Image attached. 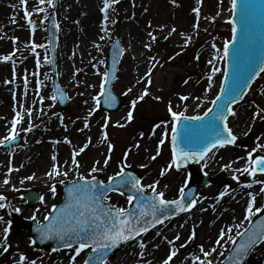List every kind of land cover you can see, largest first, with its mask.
<instances>
[{
	"label": "rangeland",
	"instance_id": "obj_1",
	"mask_svg": "<svg viewBox=\"0 0 264 264\" xmlns=\"http://www.w3.org/2000/svg\"><path fill=\"white\" fill-rule=\"evenodd\" d=\"M72 1L76 2V0ZM57 2L58 0H53L54 7L47 3L40 4L38 8H43L45 11L36 12L34 15V17H38L37 20H35V32L27 30V43L30 48L29 54L31 55L32 63L31 73H34L31 83L34 85L36 78L41 80L42 86L39 91L47 90V93L49 94V110H45V116L35 117L34 115H31L29 119L22 120L21 125L16 128V131L18 130L17 137H21L22 140L18 146L4 150L2 145H0L1 152L13 150L10 153V159L8 158V165L0 169V180H2V184H0V194L6 197V201H0V203L10 205L9 207L0 209V217L3 218L0 220V238H3V229L9 227L7 220L12 222V226L9 227L11 233L7 242L9 249L7 252H4L3 248L0 249V264H17L21 252L28 258L26 264H30L31 261H35L36 264H81L83 259H85V255L82 254V252L79 256H76V253L74 252L75 248L53 251L50 248H42L37 244L31 243L32 240L27 232L29 229L27 220H31L30 217L35 215L36 218H38L37 220L41 221L45 215H49L50 211L53 209V205L58 204L61 200L60 189L64 183L69 182L70 180L79 179V175H83L89 179L92 176H95L96 178H100L104 182H107L108 177L114 176L115 173L120 170L121 166L125 164L127 165L125 170H133L136 172L143 185H150L153 184V182L158 181L157 191H163L165 193V198H171L172 200L177 199L180 196V189L182 187L185 189L189 178L202 180L205 175L210 178L211 184L209 187L201 191L193 214L184 220L176 219V221L187 220V222L185 225L186 228L183 227L182 234L179 235L180 239L176 242V246H174V248L171 247L170 249V251L172 249H178V251L169 264H181L189 258L193 259V256H195L194 254H196V256H201V259H204L199 246L203 245L205 250H209L214 246V242L220 230L217 229V234L209 235V225L213 222V219L214 222L216 219L218 221L223 215L222 207H219L217 202L220 200L219 193L224 191L225 187L229 189V192H232L243 188L245 185L252 184L253 188L258 189L256 193L259 194L258 198L256 196V206L264 205V193L260 192V188L264 187V185L254 182L264 181V177L249 176L242 171L233 174L230 167H224L225 165H233L239 161L247 162L248 153L254 148L257 149V151L253 153V158H255L256 155L264 156V147H260L261 145H264V118L254 115L258 109H264V75L256 83L245 101L236 108V115L230 120L232 130L237 135L235 145L215 151L214 154L207 157L202 164L196 168L195 171L198 174L197 176L193 174V170H177L175 167L162 176L160 175L161 170L171 162L168 137L174 121L168 111L169 102H171L173 106V111H184L187 115L201 114L209 106L211 99L218 91L221 75L218 77L217 72L213 73V71L209 73L212 76L211 89L209 90L208 87L204 93L198 95V93H195L194 87L193 89L190 88V86L195 85L199 81L197 79L198 74L195 72L196 69L194 68V62L197 60L203 46L207 44L209 47L215 45L216 48L219 46L220 49L219 42L228 40L231 35L229 22L216 24L213 32L209 30L206 32L207 34H204L203 36H197V33L194 32V34L190 36L191 39L187 40V43L185 41L178 45L177 43H174L172 33L169 35L170 30L173 27H177L176 23L172 20V11H170L171 13L167 14L166 17H164L163 14L153 17V19L150 20L151 25H149L147 29L146 37L149 44H151V53L161 56V60L157 62L151 70V83H147L148 77L144 75L143 80L139 83L137 82L138 87L131 91L126 90L125 88L128 86L127 83L130 82V80L139 81L141 78L139 75L135 76L134 74V65L132 64L133 58L131 56L129 58H123L119 69L118 80L114 85V91L124 98L125 102L122 105L121 112L119 110L114 113H107L97 107V102L94 97L99 96L101 93L100 86L103 81L102 74L107 72L108 69V53L111 43L116 37H120L123 41V35L128 36L127 26L134 17L133 10L135 8V3L150 2V4H164L169 7L172 4V0H128L124 4L118 0L117 3L112 4L108 9V20L110 21V25L105 35V39L94 44L99 45L100 50L93 46L94 50L89 53L91 57L89 55H83L84 59L80 53H77L76 55L75 51L77 49L76 44L79 43V22L76 23L77 18L75 14L72 16L71 12L68 10L64 14L58 13ZM207 2H209V0H202V5H205ZM216 2H218V0H216ZM28 4L27 1V6ZM197 5L198 3L189 5V13L191 12V9ZM52 12H55L58 18L60 28L59 40L63 39V35L67 31L69 34L67 39L71 44L68 57L71 82L69 85H61L70 95L71 100V104L65 110L55 104L53 99L50 101V98L53 96V76L50 64L44 61L46 55L45 50L48 48L47 42L49 39L46 32L47 20H45L44 17H48ZM10 16L12 19H15V15L11 14ZM149 32H152L155 35V41H152L149 38ZM40 34H44L43 45L45 47L37 48L36 52L33 53L31 50L32 42L34 41L36 43L37 37ZM210 35H212L211 40H209ZM164 37L168 38L165 39ZM125 42L126 45L124 49L127 53L130 49V44L127 41ZM1 52H5V49L0 48V53ZM7 52H10V54L15 52L12 61L16 60V63H20L25 57H29L27 53H25L26 55H22V52L16 46L9 47ZM87 52H89V50ZM37 53L39 54V59L41 61L39 68H37V65L35 64ZM47 57L49 58L48 55ZM101 61H103V63H101ZM83 62H86L87 65ZM219 67H221V71H223L222 62ZM57 68V71L59 72L58 62ZM213 68H217V65ZM203 72L206 73L207 69L203 70ZM13 73H15V75ZM88 73L93 75V80L96 78L95 83L89 82L88 78L90 79V76ZM144 73L145 71L143 74ZM7 75L8 78L12 80L11 84L18 85L21 83V78L15 79V76H17V70L12 71V69H9ZM208 76V74L205 75V77ZM162 77L164 78V81H161L163 79ZM58 79L60 80V77ZM185 81H187V83H185ZM6 85L10 86V82ZM86 89L90 94H93V98L88 104L83 103V101H86V97L84 96V92H87ZM145 89H147L148 94L145 95L143 99H138V97L144 93ZM193 94L198 95L194 101V103L197 102V105L193 108H190L187 105L185 107V101H182L180 96L189 97ZM11 97L14 98L13 95H11ZM155 97H160V99L157 100ZM133 100H137L135 111H132ZM129 111L133 114L131 120L127 119ZM50 115H55L59 119V135H56L49 140L53 141V139H57L58 141L56 142H59L62 138L65 139L62 143L59 142V145L62 144V146H66L69 151L72 150V153L74 151L78 153L74 159L78 161L79 167H76L72 158L69 166L63 164L62 168H60L61 173L64 171L68 172L67 176L58 175L49 177L47 175L46 178H49H47L46 183L35 184L34 180L31 179L27 184L17 185L14 182V178L19 177V174H21V177L34 176L35 178V175L39 171L48 173L50 172L48 169L52 170V165L48 169L38 165L36 171L29 169L23 174V172L20 171L21 167L19 166L23 163V154L28 152L27 149L30 146L39 141L38 132L35 131L46 123V119ZM12 117L11 118L14 119L16 118V115L14 114ZM79 119H81V123L80 125H77ZM85 122H87V127H85ZM29 123L32 125L31 130L35 129V131H33L30 138L26 139L27 131H25V129L29 127ZM157 125H159V127H157ZM73 130L74 132L79 131L78 135H81V131L87 134L83 138L81 143L83 146H79L80 148L76 145L77 139L71 137ZM105 132L107 133V139H104L103 136ZM141 133H143V135H141ZM96 134L99 137L98 139L101 144L100 149H103L100 157H97L98 152L93 151L92 149ZM164 136H166L167 139L162 146H159L160 154L156 156L155 159H152L157 152L159 140ZM46 139H48V136H46ZM45 143L51 145L48 140H45ZM85 144H87L86 148L84 147ZM109 144L112 145L111 151H109ZM136 145H138V147ZM149 145L151 150H147ZM81 148H84V150L80 151ZM125 153H128V155L125 156ZM71 157H73V154ZM106 158H108L107 166L104 165V160ZM51 161L59 166V161L56 160L54 162L53 159ZM96 161H99L100 163L96 164ZM94 165L97 167L98 171L91 172ZM234 176H239V180L233 179ZM5 178L9 180V183H4ZM61 181H63V183H61ZM53 185H55L56 188L55 193L51 191ZM175 186L177 187L179 196L176 194V189L174 192L172 191V187ZM28 190H36L40 192L43 197V199L33 207L29 206L25 200H22L23 194ZM145 190L150 192L151 189L145 188ZM256 193L254 194L256 195ZM120 196V194L111 195L107 201L112 205L115 204L117 207H123L122 203L118 200ZM13 197H15L14 201ZM126 199L127 198H124L122 200L125 201ZM16 208H19L20 211L16 212L14 210ZM25 209H32V211H25ZM243 217L244 215L239 216L238 222H235V224L243 223V226L246 227L248 222L244 221ZM193 229L196 232V237L189 242L188 238ZM161 237L162 238L160 239L163 242L168 243L169 240L166 236L163 235ZM165 237L167 238L166 240H164ZM140 240L142 241V239ZM182 244L185 246L181 247ZM227 247L231 249L232 245L228 244ZM221 251H224L225 255L229 253L228 251H225L224 248H218L217 252L212 253L208 259H212L214 264H220V261L224 258L218 254ZM143 252L144 249L138 253V264H146ZM123 255L124 252L122 251L115 259H113V262L107 264H121L119 262L123 258ZM73 256H76L75 261H72L71 259ZM135 256V253H133V256H128V260ZM166 256L167 252H164L159 258V263L162 262ZM251 257V260L249 259V261L255 262V259ZM151 262L152 261L150 260L149 263ZM129 264H131V262ZM257 264L260 263L257 262Z\"/></svg>",
	"mask_w": 264,
	"mask_h": 264
},
{
	"label": "bare ground",
	"instance_id": "obj_2",
	"mask_svg": "<svg viewBox=\"0 0 264 264\" xmlns=\"http://www.w3.org/2000/svg\"><path fill=\"white\" fill-rule=\"evenodd\" d=\"M27 1L29 3L27 8L29 11L33 13L31 19L35 22V20H37L38 18L37 16L34 17V15L36 14L35 9L40 6L39 0H27ZM218 2H216V0H209V2H207L205 5H202V0H200V2H198V0H176L175 4L173 3L171 4L172 7L171 6L167 7L164 4L162 5H157L153 3L150 4V2L135 3V8L133 10L134 17L127 26L128 36L123 35L122 47L123 48L125 47L126 45L125 41L129 42L130 49L127 51V53L124 56L126 58H129L131 56L133 58L132 59V64L134 65L133 71L135 76L139 75V77L141 78L139 82H141L144 78L143 76L146 75V73H148L149 70H152L154 68V65L161 60V56L152 54L151 48L149 49L144 46L145 44H149L146 34L149 25H151L150 20H152L153 17L158 16L159 14H163L164 17H166V15L171 13L170 11H172V20L177 25V27L175 28L176 31L172 32V39L175 44L177 43L178 45H180L182 44V42L186 41L187 37L193 35L194 32L197 33V36H203L204 34H207L206 32H208L209 30L213 32L216 24L219 23L224 24L229 21L232 15L231 0H218ZM196 3H198V5L194 6L191 9V12L189 13L190 11V9H188L189 5H194ZM56 4L58 6L57 9L58 13L64 14L68 10L71 12L72 16L73 14H75L77 18L76 23L79 22L80 32L78 31L79 43L76 44L77 47V49L75 50L76 55L77 53H80L82 57L83 55L85 56L89 55V53L94 50L93 48L94 44H96V42L101 41L100 37L101 36L105 37L107 33L105 31H102V29L106 27V29L108 30L110 25L109 20L107 22L104 21V13L101 11V9L104 7V0H76V2L72 0H58ZM194 8L199 9V14L193 11ZM24 10H25L24 5H21L20 0H0V48L5 49V52L0 53V57L4 55H9L10 52H7V50L9 47L12 46H16L17 48H19V50L22 52V55H26L25 53H27L29 56V57H25L23 61H21L20 63H16V60L15 61L10 60L7 62L0 60V98H1L0 139H3V137L9 135L12 129V121H13L12 116L14 114L16 115L17 112H20L23 115V119H29V116L25 112L26 109H31V115H34L35 117L45 116L46 113L45 110L46 111L49 110L48 109L49 94L47 93V90L46 89L43 90L41 94L36 89V87H34L31 83L32 63L29 54L30 48L27 43V30H29L28 28H30L31 25L28 23L27 19L25 18ZM217 13H219V15H217ZM11 14L15 15V19L11 18L10 16ZM213 17H215V19H212ZM209 24H211L212 26ZM194 25H198V27H194ZM68 35L69 34L66 31L63 35V39L59 40V43L57 42L58 46L56 50V58H57L56 61L58 62L59 65V72H57L54 75L53 79L55 82L58 80L61 85H69V83L71 82L70 69H69L70 63L68 58L69 47L71 44L70 41L67 39ZM211 36L212 35H210L209 40L212 39ZM13 37L17 38L15 40V43L13 42ZM223 42L224 41L219 42L221 50L218 49L217 51H214L213 50L214 47L211 45H210L211 47H209L208 44L203 46L197 60L194 62L195 63L194 68L196 69L195 72H197L198 74L197 79L199 81L195 85L190 86V88L193 89L194 87L195 93H198V95H201L208 89L209 76L205 77V75L207 74L211 75L209 73L212 72V69L215 65H217V68L220 69V71L217 72V76L218 77L220 75L222 76L223 71H221L222 68L219 67V65L223 60V44H224ZM43 43H44V35L40 34L37 37L36 44H43ZM88 50L89 52H87ZM89 56L91 57V55ZM152 57H155V60H152L151 59ZM83 63L86 64V62ZM9 69H12V71L17 70L16 77L21 78L20 84L18 85L11 84L12 80H10L7 75V71ZM206 69L207 72L204 73L203 70ZM144 71L145 73L143 74ZM88 75L90 76V79L88 78L89 82L95 83L96 78H94L93 80V75L90 73H88ZM59 77L60 80L58 79ZM25 79H27V86L25 85ZM161 81H164V78ZM258 81L255 82L254 86ZM9 82H10V86L6 85ZM137 82L138 81L130 80V82L127 83L128 86L125 89L126 90L135 89L136 87H138ZM254 86L252 87V90ZM110 90L112 97L114 96L118 97V95L114 91V86H112L111 89L108 86L106 94ZM11 95H13L14 98L11 97ZM198 95L193 94L192 96H189V99L185 101V107L187 105L188 107L193 108L195 105H197V102L194 103V101L196 100V97ZM84 96L86 97V101H83L84 104H88V102H90V100L93 98V94H90L88 91L84 92ZM41 97H43L42 102H41ZM100 99L101 98H99V100ZM121 106L116 108V111L120 110L121 112V108H122ZM80 123H81V119H79L77 125H80ZM20 125L21 123L18 124L17 126ZM230 128H232L231 125ZM33 131H35V129L27 131L26 139L32 136ZM35 132H38L39 141L38 143L30 146L27 149L28 152H26L22 156L23 163L22 165H19L21 167V170L20 169L19 170L23 172V174H25L29 169L36 171L38 165H41L44 168L48 169L51 165H53V162L51 161L53 155H55V157L57 158L56 160L59 161V168H62L63 164H66V166L70 165V162L72 160L71 156L73 154L72 150L69 151V149L66 146H62V144L59 145V142L62 143L63 141H65V139L62 138L61 141L59 142H56L58 141L57 139L56 140L53 139V141L49 140L50 138L59 135V119L55 115H50L46 119V123H44L43 126H41ZM78 132L79 131L74 132L73 130L72 132L73 134H71V137L77 139L76 145H78V148H80L83 146L81 143L83 138L87 134L81 131L82 132L81 135H78ZM233 134L237 137L235 132H233ZM46 136H48V139H46ZM98 138L99 137L96 134L94 138L95 142L93 144L92 149L93 151H97L98 152L97 157H100L103 149H100L101 144ZM45 140H48V142L51 143V145L46 144L47 141L45 143ZM147 150H151L150 145L148 146ZM217 150L219 149H215V151ZM12 151L11 150L2 151V152L0 151V169L8 165V158L10 159L9 156ZM201 161L202 160L191 161L189 162L190 164L187 166L191 168V170H193V174L195 176L198 175L195 170L197 167L200 166ZM245 164L246 162L239 161L231 165L230 170L233 174L239 173L236 170L237 169L242 170L243 167H245ZM48 171H51V169H48ZM46 176H47L46 172L44 173L42 171H39L35 175V178H33V180L35 184L46 183L47 178L50 177L49 176L46 178ZM19 177L14 178V182L17 185L27 184L29 181H31V179H25L24 176L21 177V174H19ZM0 184H2V180H0ZM175 189L177 192V187L176 186L172 187L173 192L175 191ZM257 191L258 189L253 187L249 188L247 187V185H245L243 188H240L232 192H228V194L225 195L223 198H219L220 200L217 202V205H219V207L220 206L222 207L223 215L218 221L216 219L214 222L213 219V222H211V224L209 225V235L217 234V231L220 230L221 228H227L228 226L234 225L235 222H238L239 216L245 215L246 204L247 201L249 200V197L246 194L249 192L254 194ZM176 194L177 196H179V192H177ZM256 196L258 198L259 194L256 193ZM14 198L15 197H13V201ZM124 198H127V196L121 195L118 200L122 203L123 208H128L129 206L128 205L129 203L127 202L128 199L123 201L122 199ZM169 200L172 199L170 198ZM28 210L32 211V209H25V211ZM181 215L185 217L184 213H181L180 216ZM186 222L187 220L185 221L174 220L165 225L161 224V226H159L153 231H150L148 234L145 233L146 236L144 237L140 236L142 239L141 242L140 241L133 242L123 250L124 255L119 263L129 264L131 262V264H138L139 263L138 253L142 250V248L140 249V244L143 243L144 247L147 250V251L145 250V253L143 254L145 263L161 264V262L159 263L160 256H162L164 252H167L168 255L170 253L169 250L171 249V247L174 248V246H176L177 244L176 242L178 240H176L175 237L177 235L182 234V229L183 227H185ZM163 235L166 236L169 241H173V244L163 242L160 239L162 238L161 236ZM2 240L3 239L0 238V242H2ZM1 248L2 247H0V249ZM133 253H135L136 256L128 260V256H133ZM251 254L252 257L255 259V262H250L249 261L250 258H249L247 262H245V264H257V262H259L260 264L264 263V245H262L257 249L252 250ZM194 255L196 256V254ZM191 259L189 258L188 260L183 261L181 264H196L195 260L194 259L191 260ZM150 260L152 261L151 263H149ZM109 261L113 262V260L111 261V259H109Z\"/></svg>",
	"mask_w": 264,
	"mask_h": 264
},
{
	"label": "snow or ice",
	"instance_id": "obj_3",
	"mask_svg": "<svg viewBox=\"0 0 264 264\" xmlns=\"http://www.w3.org/2000/svg\"><path fill=\"white\" fill-rule=\"evenodd\" d=\"M118 0H104V7L101 9V11L104 13V21L107 22L108 17V9L111 7L112 4L117 3ZM200 2V0H198ZM21 5H24V15L27 19L28 23L32 26V31L35 32L36 24L31 19L33 13L31 11H28L27 9V0H20ZM40 4L47 3L49 5L53 4V0H39ZM172 3L175 4L176 0H172ZM231 8L233 13L235 14L237 8H238V0H231ZM36 12H43L45 9L43 8H36ZM194 12L199 14V9L194 8ZM219 15V13H217ZM45 20L48 19L47 16L44 17ZM212 19H215L213 17ZM15 22V21H13ZM229 23L232 24V40L231 41H225L223 45V55L224 57L229 56L230 51V45H232L237 36L238 27L236 24L235 19L230 18ZM248 22H249V15H248V8L245 6V8L241 11V24L243 25L245 31L247 32L248 29ZM56 27L58 28L59 25L57 24ZM163 27V26H162ZM194 27H198V25H194ZM102 31L107 32L106 27L102 29ZM176 29L173 27L170 30L169 35H171L172 32H175ZM149 38L152 41L156 40L155 35L152 32L148 33ZM167 39L168 37H164ZM17 38L13 37V42L15 43V40ZM101 40L105 39L104 36L100 37ZM191 37H187V40H190ZM97 47L98 50H100L99 45H94ZM146 48H151V44H145ZM45 46L43 44H36L34 41L32 42L31 50L33 53L36 52L37 48H44ZM215 47V45H213ZM123 51V50H121ZM15 52L4 55L0 57V60H3L5 62L12 60ZM152 60H155V57L151 58ZM44 61L48 63H53L54 61H50L49 58L45 55ZM103 63V61H101ZM211 63V62H210ZM41 61L39 59V54L37 53V59H36V65L37 68L40 67ZM155 66V65H154ZM213 73L220 71L218 68L212 69ZM261 72H264V65L260 68ZM237 73H239V70L237 69ZM15 75V73H13ZM103 75V81L101 83V94H104V88L105 84L109 83V73L105 72ZM256 75H259V73H256ZM146 76L148 77L147 83H151V70H149L148 73H146ZM209 90L211 89V80L212 76L209 75ZM228 80V73H224V81L225 83ZM7 82V81H6ZM37 83H40L39 81ZM139 83V81H138ZM187 83V81H185ZM245 83H247L245 81ZM25 85L27 86V79H25ZM239 89V80L237 79L235 81V86L232 88V92L235 93V95L231 96L229 98V101H225L227 105V112L235 115V111L232 107L233 104L237 103V97L242 98V89ZM128 91H131V89H128ZM225 93V84H221L220 93L211 101L212 104L216 105L218 102H220L223 99ZM147 89L144 90V93L138 97V99H143L145 95H147ZM109 96H111V93H108ZM51 99L55 100L56 96H52ZM94 99L97 102V107L99 106V96L94 97ZM115 99L114 97L112 98ZM155 99L159 100L160 97H155ZM180 99L182 101H186L189 99L188 96H180ZM198 99V98H197ZM43 101V97H41V102ZM137 103V100L132 101L133 108L135 107ZM168 111L171 114V117L175 124L181 123V121H207L206 127L210 129L214 133V136L208 140V142H205L204 140H201L200 143L202 145L201 150L199 152H192V151H186L185 149H177L176 144L178 142V128L176 126H173L171 128V132L173 133L171 140H172V159L171 162L161 170L160 175H164L167 171L171 170L173 167H175L177 170L180 169L181 163L186 162L189 158L199 156L201 159L204 158L205 154L210 151L212 148L224 147L229 144H234L237 140V137L233 134L232 129L228 126L227 119L228 117L224 115L222 112H217L216 115L212 116L211 119H209L210 115L213 113V109L209 108L207 111L203 113V115H194V116H187L184 111L176 112L173 111V106L171 102H169ZM25 112L29 117H31V109H26ZM255 116H259L261 118H264V109H258L256 113H254ZM133 118V114L131 111H129L127 119L131 120ZM23 120V115L20 112L16 113V118L12 121V129L9 133V135L3 137V139H0V145H5L6 143H9L11 141H14L18 135L16 128L17 125L21 123ZM218 121H223V127L220 128ZM118 123V122H117ZM204 126V125H202ZM85 127H87V122H85ZM106 127V125H105ZM159 127V125H157ZM32 128L31 123H29V127L25 129V131H30ZM226 133V135H225ZM143 135V133H141ZM166 135V133H165ZM104 139H107V133L105 132L103 134ZM70 142V141H69ZM184 142L189 147L193 146L196 141H194L190 137H185ZM90 143V138H89ZM165 143V139L161 138L158 142V148L156 154L152 157V159H155L156 156L160 154L159 151V145H163ZM138 147V145H136ZM84 147H87V144L84 145ZM109 151L112 149V145L109 144ZM260 147H264V145H261ZM84 148H81L80 151H83ZM257 149H252L248 153V160L245 164V167L241 169H237V172H243L247 173L249 176H256L257 172L264 173V156L256 155L255 158H253V153L256 152ZM78 155L77 152H73V163L76 165V167H79L78 161L74 159V157ZM128 153H125V156H127ZM53 161L55 162L56 157L53 155L52 157ZM96 164H99V161L95 162ZM108 164V158L104 160V165L107 166ZM127 165H122L120 170L115 173L114 176H109L108 181L109 184H105L103 181L97 182V178L95 176H92L91 179L88 177H85L83 175H79V180L77 184L73 186V189L78 192L80 195L78 197H75V203L73 205L69 206V210L66 209L64 212H62L59 215H56L54 217H51L50 215H45L43 217V221H46L47 223L39 222L37 225V231L40 233L42 238L50 239L53 237H58L60 240L64 241V247L66 248H72L73 245L70 243V240L74 237L77 242L78 246L75 247L74 252L76 253V256H79L81 252H83L85 249H91L92 251L96 252L98 250H104L108 249L113 246H119L122 242H127L130 239H133L135 236H138L140 233H146L149 230V227H154L156 224H161L165 219L168 218V216L163 215V212L167 209H169V206H175V209L177 212H183L186 211L192 207L195 206L197 201L195 199H192L190 202L185 203V196H184V188L182 187L180 189V196L178 199L169 200L165 198V193L163 191H157V184L158 181L153 182V184L150 185H143L141 183V180L137 178L136 176L132 175L131 173L127 172L125 168ZM225 168L231 167V165H225ZM98 171L97 167L95 165L92 167L91 172ZM48 176H58V175H64L67 176L68 172L64 171L61 173L59 166L56 163H53L52 170L48 173H46ZM34 176L25 177V179H33ZM119 178V179H117ZM239 176H234L233 179L239 180ZM82 182V183H80ZM255 183H260L264 185V181H254ZM4 183H9V180L5 178ZM63 183V181H61ZM113 185H119L121 187L130 185L134 192L136 193H143L145 188L151 189L153 195L149 198L148 206L142 207L141 205H137L138 208H140L139 216H136L134 213H130L128 209L123 207H115L112 205H107L104 203V201L108 200L110 197L107 195L108 191L117 190L113 187ZM247 187L251 188L252 184H248ZM51 191L55 193L56 188L55 185L52 186ZM72 190H70L71 192ZM229 192V189L225 187L224 191H221L219 193V198H223L225 195H227ZM260 192L264 193V187L260 188ZM249 197V200L247 201L246 208H245V215L243 217L244 221H247L249 224L253 223V218L257 216L258 214L264 213V205L262 206H256V195L249 192L246 194ZM137 197L134 195L128 196V202L131 204ZM43 199V197H41ZM0 201H6V197L0 194ZM10 205H7L6 203H0V209L9 207ZM55 205H53V209H55ZM16 212H19L20 209L16 208L14 209ZM158 212L161 213V215H158ZM151 217V219H147V217ZM144 218L143 222H141V218ZM3 218L0 217V220ZM32 220H36V216L33 215L30 217ZM8 225L11 224V221L7 222ZM258 227L255 230L250 231L249 229L245 228L243 226V223H236L234 225L228 226L227 228H221L219 231V234L214 242V246L209 249L205 250L203 245L199 246L200 252L203 254L204 259H201V256H194L193 259L198 262V264H214L212 259H208L212 255V253H216L218 248H224L225 251L230 252L231 254L229 256H225V252L221 251L219 252V256L224 257V260L220 261V264H225V261H227V264H244V260L247 257L249 251L253 248L254 245H256L258 242H264V219H261L257 222ZM243 229V230H241ZM10 228L5 227L3 229V240L0 242V247L3 248L4 252L8 251V234H9ZM196 232L193 229L189 236V241L195 239ZM237 238H241L240 242H237ZM165 239H167L165 237ZM176 240H179L180 237L177 235L175 237ZM223 242V243H222ZM31 243L35 244L36 241L32 240ZM169 244H173V241H168ZM231 244L233 248H228L227 245ZM185 245H181V247H184ZM140 247L143 248L144 244L141 243ZM178 249H173L170 251V253L166 256V258L161 262V264H169V262L173 259V257L177 254ZM142 255V253H141ZM76 256H73L71 259L72 261H75ZM97 260L100 262V264H103V261L100 260V257L97 256ZM28 261L27 256L24 253L19 254V261L17 264H26ZM30 264H36L35 261H31ZM83 264H91V257L88 259H85L83 261Z\"/></svg>",
	"mask_w": 264,
	"mask_h": 264
},
{
	"label": "water",
	"instance_id": "obj_4",
	"mask_svg": "<svg viewBox=\"0 0 264 264\" xmlns=\"http://www.w3.org/2000/svg\"><path fill=\"white\" fill-rule=\"evenodd\" d=\"M248 26H249V24H248ZM240 35H241V37H240ZM243 35L244 36H248L249 37V30L247 29V32L245 31V29H244V27L241 29V31L239 32V36L238 37H240L241 39H243ZM248 37H245V43H247L248 42ZM239 47V43H236L232 48H234V50L236 49L237 50V48ZM264 48V44H262V49ZM258 64H260V60L258 61ZM259 65H255V68L253 69V70H255V69H257V67H258ZM253 72L254 71H251L249 74H248V76H247V78H250L251 76H252V74H253ZM231 75H232V71H231ZM244 85H245V83H242V86H241V89L243 90V88H244ZM230 88V85H228V87H226V89H229ZM217 109V108H216ZM223 114H224V111H223ZM187 115V114H186ZM212 116H213V113L210 115V117H209V119H211L212 118ZM202 122H207V121H202ZM189 122H187V124H188ZM194 123V122H193ZM218 123H219V126H220V128H222L223 126H222V124L220 123V121H218ZM184 123H181L180 124V126L178 127V132H182V129H181V126L183 125ZM225 135H226V133H225ZM208 184V182L207 181H204L203 183H193V185H191V187L189 188L190 190L188 191V193H186V195H185V200H186V203L187 202H190L192 199H194V197H196L197 196V194L199 193V191H200V189L203 187V186H206ZM117 186H119V185H113V187H117ZM126 192H128V193H130V194H133L134 196H137V195H139L140 193H136V192H134L133 191V189L131 188V186L130 185H128V186H124V188H123ZM74 190V189H73ZM75 193H77L78 194V196L80 195L78 192H76L75 191ZM29 198L32 200V202L34 203L36 200H37V196L36 195H29ZM143 199V200H147L148 198H146V197H141V196H139V197H137V199ZM140 199V200H141ZM73 202V199H70L69 200V204H71ZM66 203V202H65ZM64 203V204H65ZM63 204V205H64Z\"/></svg>",
	"mask_w": 264,
	"mask_h": 264
}]
</instances>
